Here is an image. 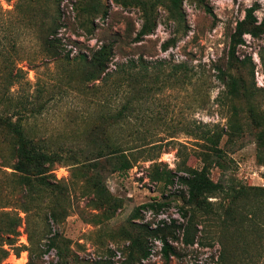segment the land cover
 <instances>
[{"label": "rangeland", "instance_id": "1", "mask_svg": "<svg viewBox=\"0 0 264 264\" xmlns=\"http://www.w3.org/2000/svg\"><path fill=\"white\" fill-rule=\"evenodd\" d=\"M15 2L0 0V8L12 11ZM207 2L215 19L191 0L183 1L181 21L172 19L164 7H159L154 31L137 42L134 38L142 17L139 7L131 0H41L43 5L59 4L64 12L65 24L59 36L69 59L39 56L29 66L24 60L27 43L23 13L12 14L7 23L0 21V52L3 54L0 71L5 67L1 61L7 59L12 60L11 67H21L26 72L20 82L10 87L9 96L13 102L28 98L44 103L41 112L25 122L27 134L41 137L49 151H79L85 149L92 138L132 133L134 146L145 154L127 171L105 172V186L120 203L111 213L92 209L87 198L76 195L84 175L71 160L55 165L56 179L67 183L72 195L69 200L59 202L61 216L57 224L41 216L42 219L31 218L35 220L33 240L36 242L31 264H220V246L216 242L220 226L214 215L206 217L197 213L198 231L194 243L189 245L181 241L179 229H171L178 240L174 241L172 235L167 234L168 242L175 248V254L167 259L161 241L146 236L147 233L142 239V246L149 251L146 259H141V251L130 245L129 240L144 228L152 229L162 222L170 223L171 219L183 221L180 190L184 188L177 183L165 186L151 181L152 164L156 162L160 169H175L182 158L176 157V148L182 144L181 150L188 155L187 164L200 166L194 151L200 149L202 141L194 134L204 128H224L232 105L240 109L246 107L244 99H233L226 93V84L220 79L217 67H227L229 34L235 23L244 17L245 9L255 5L256 18L264 19V0ZM172 38L174 44L163 50L162 44ZM110 41L114 43L110 69L115 63L142 57L150 73L138 82L134 115L113 126L107 119L108 106L114 110L119 108L124 100L122 94L113 96L109 81L85 80L80 61V55L90 56L102 43ZM236 56L242 63H237L238 68L232 71L242 77L253 92L251 102L264 109V33L257 38L244 35V43L237 47ZM3 91L0 87V94ZM241 117L242 121L246 120L244 112ZM253 132L243 133L235 143L222 137L219 146L226 154L221 160L223 165L214 166L210 171L214 181L264 186V167L256 160ZM10 153V139L0 128V156L9 160ZM150 158L153 159L148 160ZM3 170L11 172L7 167ZM6 176L7 173L0 172V181L9 179ZM13 186L14 182H10L0 191V205L8 202L11 212H19L23 217L24 213L17 209L21 196ZM154 199L167 205L158 211H141L133 225L128 222L134 207ZM210 200L217 202L215 198ZM18 230L14 244L0 240V264H17L16 257H22L23 264L27 263V230L24 224ZM52 238L62 257L55 248L45 251ZM260 253L247 259V263L239 264H264V252Z\"/></svg>", "mask_w": 264, "mask_h": 264}, {"label": "trees", "instance_id": "2", "mask_svg": "<svg viewBox=\"0 0 264 264\" xmlns=\"http://www.w3.org/2000/svg\"><path fill=\"white\" fill-rule=\"evenodd\" d=\"M131 1L139 7L142 17V24L134 38L137 42L154 31L159 7H164L170 17L176 21H181L183 18L184 0ZM191 1L203 7L205 12L215 19V14L207 0ZM91 7L98 11L94 4ZM256 10L255 5L247 7L244 17L235 23L233 31L229 34L227 67L226 69L217 67L220 79L226 84V93L233 99H244L246 107L240 109L232 105L231 114L226 118L224 128L220 130L204 128L194 134L196 139L202 141L200 149L194 151L200 166L191 167L187 164L188 155L181 150L182 144L176 148V157L182 158L177 162L175 169H160L156 162L152 164L154 170L149 176L151 181L163 183L165 186L177 183L184 188L183 191L180 190L183 201L180 215L183 221L171 219L170 223L162 222L155 228L147 227L139 231L136 236H130V245L139 248L141 259H146L149 255V251L142 246L144 233L161 241V249L166 259L169 255L175 254V248L168 242L171 229L181 231V241L184 244L194 243L199 224L196 220L197 213L206 217L214 215L219 222L220 232L216 242L220 246L218 256L220 264H227V261L230 264L247 263V259L261 255V251L264 252V186L237 185L226 180L214 181L210 177L212 167L223 165L221 160L226 152L219 146L222 137L226 136L228 141L235 143L236 139L247 131H254L252 134L256 144V160L264 167V109L251 102L253 92L243 78L232 71L238 68L237 63H242L236 56V51L237 47L244 43V35L257 38L264 33V19L258 21L255 16ZM20 13H23L26 20L24 36L27 45L24 47V60L28 66L39 56L69 59V54L64 52V43L59 36V30L65 24L64 12L59 4L51 6L43 5L41 0H16L12 11H4L0 8V21L7 23L12 14ZM174 42L172 38L164 42L161 47L166 50ZM113 47L114 43L110 41L102 43L90 56L80 55L85 80L109 81L113 86V96L117 97L119 93L123 96L124 100L119 108L114 110L108 106L107 119L110 126L117 125L134 115L138 82L150 76L148 64L142 57L115 63L114 68L110 69L114 55ZM0 56H3L1 52ZM1 63L5 67L0 71V87L4 88L0 94V128L5 130L10 139L11 153L9 160L0 156V172L7 173L6 177H9L0 181V191H3L10 182H14L13 190H18L21 196L17 209L24 213V216L21 217L16 211L11 212L8 202H3L0 205V240L10 245L14 244L19 235L18 228L24 224L29 242L27 248L29 257L26 264H31L36 243L33 240L35 220L31 218L41 216L47 222L57 224L61 216L59 202L69 200L72 195L68 184L56 179L53 173L55 165L66 159L71 160L84 175L76 195L87 198L92 209L111 213L120 206V203L105 186V172L127 171L145 154L134 146L135 137L132 133L120 137L107 134L92 138L88 146L79 151L47 150L41 137L27 134L25 131V122L36 117L43 109L44 103L28 98H20L13 102L9 96V89L20 82L26 72L21 67H11L12 60L4 59ZM4 105L7 107L4 108ZM241 112L245 113L244 121ZM5 167L10 168L11 172L3 170ZM210 198H215L217 202H212ZM165 205L166 202L155 199L139 204L133 208L127 220L133 225V220L140 217L141 211H158ZM171 235H169L171 239L178 240L175 234ZM46 246L45 251L55 248L58 256L62 257L55 238L48 240ZM4 253L6 255L7 251L5 250Z\"/></svg>", "mask_w": 264, "mask_h": 264}, {"label": "bare ground", "instance_id": "3", "mask_svg": "<svg viewBox=\"0 0 264 264\" xmlns=\"http://www.w3.org/2000/svg\"><path fill=\"white\" fill-rule=\"evenodd\" d=\"M17 264H23V260H18Z\"/></svg>", "mask_w": 264, "mask_h": 264}, {"label": "built area", "instance_id": "4", "mask_svg": "<svg viewBox=\"0 0 264 264\" xmlns=\"http://www.w3.org/2000/svg\"><path fill=\"white\" fill-rule=\"evenodd\" d=\"M21 259H22V257H20V258H17V257H16V258H15L16 261L21 260Z\"/></svg>", "mask_w": 264, "mask_h": 264}]
</instances>
